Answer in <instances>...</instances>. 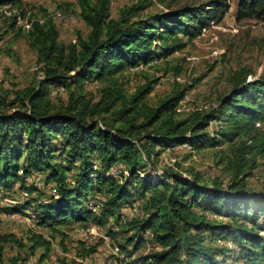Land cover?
<instances>
[{
    "label": "trees",
    "instance_id": "16d2710c",
    "mask_svg": "<svg viewBox=\"0 0 264 264\" xmlns=\"http://www.w3.org/2000/svg\"><path fill=\"white\" fill-rule=\"evenodd\" d=\"M24 1L0 0V8L10 5L24 14ZM111 1H80L81 16L91 29L86 39L60 42L49 17L35 21L28 31L44 74L35 86L16 91L14 99L0 96V189L10 191L19 182L29 198L3 211L23 214L33 209L39 224L57 231V225L90 218L104 224L139 197L143 215L128 228L110 233L122 238L118 249L125 254V264H264V189H248L244 175L256 166L247 154L257 148L264 156V141L258 143L255 126L264 119V75L247 81L246 73L236 74L217 107L185 119L176 117V108L186 88L148 106L144 99L154 80L131 97L119 81L120 74L158 54L183 50L224 16L227 0H207L148 17L140 13L144 6L134 4L118 19L111 18ZM237 15L264 21V0H238ZM96 81L104 83L97 97L87 89ZM59 85L67 90V102L51 98ZM213 121L220 124L210 132ZM236 140L242 154L230 162L232 181L226 188L217 179L205 184L198 174L189 178L171 173L158 182L139 174L146 164L154 167L165 148L220 147ZM119 163L126 164L127 178L110 173ZM35 175L54 184L55 193L47 200L31 196L40 192L36 184L27 183ZM96 195L101 196L98 216L88 206ZM148 232L159 249L137 255L147 244ZM223 240L233 245L217 244ZM29 241L32 253L45 249V260L51 241L41 234ZM22 259L16 256L8 264Z\"/></svg>",
    "mask_w": 264,
    "mask_h": 264
},
{
    "label": "rangeland",
    "instance_id": "374dc122",
    "mask_svg": "<svg viewBox=\"0 0 264 264\" xmlns=\"http://www.w3.org/2000/svg\"><path fill=\"white\" fill-rule=\"evenodd\" d=\"M81 0H25L22 14L18 8L10 5L0 8V96L14 99L16 91L35 86L42 78L43 64L36 49L31 44L28 31L35 21L43 22L52 18L59 30V41L68 45L79 38L86 39L90 27L81 16ZM207 0H112L111 18L118 19L128 7L142 5L141 15H168L184 6H198ZM238 0H227L228 9L224 16L212 22L202 34L189 41L187 46L171 55L158 54L148 63L139 64L119 75V81L128 97L147 84L150 80L152 90L146 95L144 103L157 105L162 99L174 94L177 88H186V96L176 108V117L185 119L195 111L207 112L217 107L219 98L231 90L236 74H247V81L264 75V21L246 17L238 18ZM16 18V22H14ZM183 41L187 39L180 35ZM104 85L101 81L87 84L94 96ZM51 98L54 102H67L66 88H53ZM219 121H213L208 130H216ZM258 143L264 141V119L256 124ZM239 140L220 147L195 149L190 145H178L162 150L155 166L146 164L139 174L155 182L167 180L171 173L192 178L201 176L205 184L217 179L224 188L232 181L230 162L240 158L242 152ZM257 149V148H256ZM256 149L246 157L255 163L244 175L246 187L254 191L264 189V156ZM250 162V163H251ZM114 176L127 178L126 164L119 163ZM36 184L40 192L31 196L39 201L47 200L55 193L54 184L46 183L42 175L27 180ZM19 182L10 191L0 189V264H8L11 258H23L18 264H125V254L118 249L121 236L112 234L119 229L129 227L134 218L143 215V199L124 205L117 216L109 218L104 224H98L93 218L87 222L70 221L57 225V231L38 223V215L33 209L23 214H10L3 208L16 206L26 199V193L19 189ZM100 195L92 198L88 204L97 216L100 214ZM213 218L223 219V217ZM112 232V234H110ZM41 234L51 241L50 251L45 260H41L45 249L39 247L32 253L29 238ZM131 234V232H129ZM146 246L139 254H148L157 249L151 233L145 234ZM24 242L20 247L17 241ZM218 245L232 246L229 240L219 241ZM238 250L237 248H235Z\"/></svg>",
    "mask_w": 264,
    "mask_h": 264
}]
</instances>
